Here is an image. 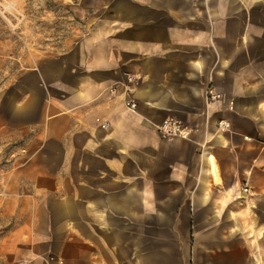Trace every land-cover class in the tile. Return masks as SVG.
Here are the masks:
<instances>
[{"label":"crops","instance_id":"obj_1","mask_svg":"<svg viewBox=\"0 0 264 264\" xmlns=\"http://www.w3.org/2000/svg\"><path fill=\"white\" fill-rule=\"evenodd\" d=\"M11 2L0 264H264V0Z\"/></svg>","mask_w":264,"mask_h":264},{"label":"built area","instance_id":"obj_2","mask_svg":"<svg viewBox=\"0 0 264 264\" xmlns=\"http://www.w3.org/2000/svg\"><path fill=\"white\" fill-rule=\"evenodd\" d=\"M76 1V0H75ZM22 13L19 12L18 10L15 9L13 3L11 2V0H0V19L5 21L8 24H13L16 25L18 23H22ZM128 81L129 82H137V77H134L132 75H128ZM206 97L208 99L209 102L212 101H216L218 99H220L222 97V95L220 93H218L213 87H208L206 89ZM126 104L129 107H134L135 103L132 101H127ZM101 127L102 128H106L107 127V123L103 122L101 123ZM216 128L219 131H227L231 129V124L228 120L226 119H218L217 123H216ZM159 131L161 132L162 135L170 138L173 136H182V137H186L187 135H189V133L191 132V130L184 125L181 121H179L176 118L173 117H167L165 119H163L160 127H159ZM19 154V152L13 150L11 152H9V157H8V161H14V159H16L17 155ZM3 168L0 167V171H2ZM249 186L246 182L243 183V185L241 186V192L248 194L249 193Z\"/></svg>","mask_w":264,"mask_h":264},{"label":"rangeland","instance_id":"obj_3","mask_svg":"<svg viewBox=\"0 0 264 264\" xmlns=\"http://www.w3.org/2000/svg\"><path fill=\"white\" fill-rule=\"evenodd\" d=\"M48 1H44L43 4L45 6H49L51 8H55L58 10V7L55 5H52L51 3H47ZM37 6H41V4H37ZM60 11V16L57 20L55 19H50V21H47L48 23V29L45 31L44 36L45 37H57L58 35L62 36L65 35L69 32V27L71 26V22H73V18L71 15H69L68 12L59 10ZM25 13V11H23ZM22 23L26 22V14L22 15ZM37 21H41L37 19ZM60 23V26H58ZM15 160V159H14Z\"/></svg>","mask_w":264,"mask_h":264}]
</instances>
